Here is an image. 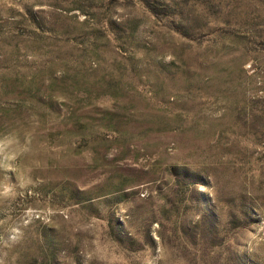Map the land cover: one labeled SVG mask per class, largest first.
I'll return each mask as SVG.
<instances>
[{
    "label": "rangeland",
    "instance_id": "rangeland-1",
    "mask_svg": "<svg viewBox=\"0 0 264 264\" xmlns=\"http://www.w3.org/2000/svg\"><path fill=\"white\" fill-rule=\"evenodd\" d=\"M6 134L0 264H264V0H0Z\"/></svg>",
    "mask_w": 264,
    "mask_h": 264
},
{
    "label": "clouds",
    "instance_id": "clouds-1",
    "mask_svg": "<svg viewBox=\"0 0 264 264\" xmlns=\"http://www.w3.org/2000/svg\"><path fill=\"white\" fill-rule=\"evenodd\" d=\"M20 149L14 140L9 138L6 134L0 139V169L4 171H11L15 175L14 163L18 159ZM13 166H9V165ZM12 193V187L10 184H4L0 186V198H9Z\"/></svg>",
    "mask_w": 264,
    "mask_h": 264
}]
</instances>
